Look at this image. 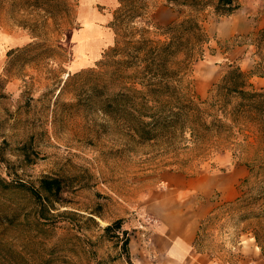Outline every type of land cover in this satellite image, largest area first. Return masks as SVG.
<instances>
[{
    "label": "rangeland",
    "instance_id": "rangeland-1",
    "mask_svg": "<svg viewBox=\"0 0 264 264\" xmlns=\"http://www.w3.org/2000/svg\"><path fill=\"white\" fill-rule=\"evenodd\" d=\"M236 1L241 7L234 14L218 16L207 7L199 15L209 41L180 82L195 101L205 100L208 92L197 97L194 82L206 81L210 87L230 66L251 65L250 71L242 70L264 78V0ZM91 5L110 15L104 28L113 41L101 54L141 36L163 40V28L188 12L167 0H137L130 16L119 12L114 20L118 2ZM82 9L81 0H0V135L7 141V162L0 164V172L7 170L9 178L35 187L43 176L64 182L51 210L63 213L43 220L40 229L32 225L30 201L16 196L27 202L30 213L22 235L25 264H150L141 249L149 247L143 240L148 241L153 220L145 204L159 174L223 172L230 164L219 161L220 156L245 164L248 175L239 185V196L203 221L199 240L213 251L238 245L259 249L264 257V120L251 109L247 119L231 123L230 131L210 129L195 140L187 127L168 138H131L122 121L99 109V101L108 87L121 88L122 78L127 79L122 73L133 69H119L121 54L97 62L76 53L74 38L85 23ZM233 18L261 22L262 27L246 38H228ZM27 43L24 50L7 54ZM242 44L248 45L249 57L241 66L228 63L224 53ZM24 143L25 159L19 155ZM115 220H121L126 231L122 238L103 232V226ZM124 237L129 257L121 247Z\"/></svg>",
    "mask_w": 264,
    "mask_h": 264
},
{
    "label": "trees",
    "instance_id": "trees-1",
    "mask_svg": "<svg viewBox=\"0 0 264 264\" xmlns=\"http://www.w3.org/2000/svg\"><path fill=\"white\" fill-rule=\"evenodd\" d=\"M167 2L176 8H185L188 12L163 28V40L144 36L136 40H125L123 46H111L96 60L98 62L102 57L104 59L113 57V54H121L122 59L116 61L119 69H133L127 74L122 73L127 79L122 78L121 88L113 90L108 87L105 93L102 92L99 109L108 117L122 121L127 135L141 142L168 138L186 127L194 140L210 129L218 133L230 131L231 123L247 119L251 109H255L263 121L264 90H254L250 82L252 74L240 67L230 66L226 69L211 84L205 100L195 101L189 91L180 87L182 75L188 72L193 60L203 56L204 44L209 41L200 13L210 7L215 15L228 16L241 5L236 0ZM118 5L114 20L118 18L119 12L123 16H130L136 8L137 0H118ZM28 46L29 43L16 46L9 49L7 54L24 50ZM94 88L91 86L89 89ZM201 103H205V107L200 106ZM6 143L0 135V164L7 162L4 157ZM27 145L22 144L19 150V155L24 159L28 157L25 151ZM7 173V170L5 174L0 172V264H25V242L22 235L30 225V213L27 202L16 196L21 195L30 201V212L34 218L32 225L40 229L43 220L63 213L51 210L53 201L58 200V196L63 193L64 182L60 177L43 176L35 187L23 180L9 178ZM103 232L115 235L116 239L126 234L121 220L103 226ZM120 243L123 252L129 257L128 238L124 237Z\"/></svg>",
    "mask_w": 264,
    "mask_h": 264
},
{
    "label": "crops",
    "instance_id": "crops-1",
    "mask_svg": "<svg viewBox=\"0 0 264 264\" xmlns=\"http://www.w3.org/2000/svg\"><path fill=\"white\" fill-rule=\"evenodd\" d=\"M81 1L85 23L74 38L77 43L76 53L80 57L88 56L95 61L100 57L103 46L111 44L113 38L109 29L104 28L110 15L106 16L94 10L91 4L100 2L112 5L118 0ZM233 19L235 20L230 24L228 38L237 35L246 38L262 27L261 22L255 21L252 24L250 19ZM247 47L246 44L233 46L224 53L225 59L228 63L241 66L249 57ZM245 66L246 64L242 65L241 69L250 71L252 66L244 68ZM250 82L255 89L264 87V78L255 74L251 75ZM208 89L206 81L205 85L194 82L197 97L203 98ZM219 161L229 163L228 170L205 171L193 176L170 170L161 171L155 189L145 204L147 214L153 220L150 223L152 230L147 235L148 241L143 240L148 242L149 247L144 251L141 245V249L143 253H148L150 264H264V257L259 249L255 251L233 245L213 251L199 240V228L203 221L221 204L233 201L239 196V185L248 175V167L233 161L230 156H220ZM136 234V240L140 244L141 231H136Z\"/></svg>",
    "mask_w": 264,
    "mask_h": 264
}]
</instances>
